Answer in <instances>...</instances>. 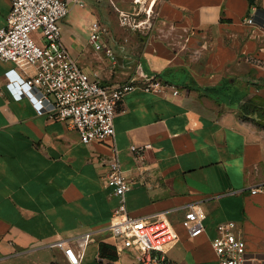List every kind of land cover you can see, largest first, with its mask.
I'll return each instance as SVG.
<instances>
[{
  "label": "crops",
  "instance_id": "1",
  "mask_svg": "<svg viewBox=\"0 0 264 264\" xmlns=\"http://www.w3.org/2000/svg\"><path fill=\"white\" fill-rule=\"evenodd\" d=\"M85 3L71 0L61 29L86 72L110 86L156 74L179 94L128 93L117 105L115 136L87 144L68 123L17 99L8 87L17 66L0 60V264H69L54 245L59 240L80 251V264H132L134 254L119 253L108 230L119 204L105 179L115 149L135 181L128 212L169 211L173 264H220L211 241L227 221L236 223L251 263L264 264V118L239 106L246 96L264 105V0ZM11 7L12 0H0V27ZM123 13L131 24L122 23ZM139 21L149 24L135 27ZM95 22L107 47L100 51L90 40ZM146 143L152 148L143 170L130 148ZM193 205L205 214L197 237L182 225ZM90 231L80 249L78 237Z\"/></svg>",
  "mask_w": 264,
  "mask_h": 264
},
{
  "label": "built area",
  "instance_id": "2",
  "mask_svg": "<svg viewBox=\"0 0 264 264\" xmlns=\"http://www.w3.org/2000/svg\"><path fill=\"white\" fill-rule=\"evenodd\" d=\"M136 2L141 3V0ZM73 3L86 4L85 0H73ZM70 8L71 0H12L7 24L0 27V60L14 62L21 71L16 69L9 75L8 87L17 99L29 98L40 113L68 123L88 144L115 136L117 105L128 93L142 89L163 96L170 92L174 96L179 94L176 85L156 74L142 72L139 78L110 86L103 84L97 75L86 72L62 39L61 23ZM256 15L249 18L250 23H255ZM122 23L131 24L128 14H122ZM148 24L139 21L134 26L147 27ZM91 29L90 40L96 50L107 48L100 24L93 23ZM38 32L41 36L36 40L33 34ZM108 54L116 59L113 51ZM151 148V143L131 146L137 167L147 169L145 159ZM108 168L105 179L119 200L108 230L118 252H132L135 257L132 264H173L168 249L176 241L177 233L169 211L148 217L131 215L126 199L135 181L126 175L117 149ZM204 219L203 210L193 205L185 213L182 225L191 237H197L205 232ZM93 234L90 231L78 237L80 249L89 243ZM211 242L220 264H252L246 242L237 233L234 221L221 225ZM54 245L64 251L69 264H80L81 253L74 245L66 240Z\"/></svg>",
  "mask_w": 264,
  "mask_h": 264
},
{
  "label": "trees",
  "instance_id": "3",
  "mask_svg": "<svg viewBox=\"0 0 264 264\" xmlns=\"http://www.w3.org/2000/svg\"><path fill=\"white\" fill-rule=\"evenodd\" d=\"M239 106L243 112L244 115H247L251 112L258 113V116L260 118H264V105L257 103L254 98H251L249 96L244 97V99H241ZM107 247L106 244H103L102 249Z\"/></svg>",
  "mask_w": 264,
  "mask_h": 264
},
{
  "label": "rangeland",
  "instance_id": "4",
  "mask_svg": "<svg viewBox=\"0 0 264 264\" xmlns=\"http://www.w3.org/2000/svg\"><path fill=\"white\" fill-rule=\"evenodd\" d=\"M39 33V32H38ZM66 31H62V35H65ZM33 37L38 40V37L35 35V33L33 34ZM95 52V48L93 47V45H88L85 49V56L88 57H92V54ZM79 64V63H78Z\"/></svg>",
  "mask_w": 264,
  "mask_h": 264
}]
</instances>
